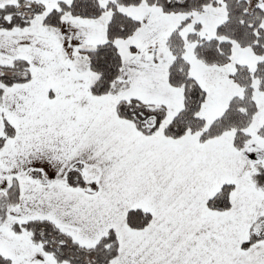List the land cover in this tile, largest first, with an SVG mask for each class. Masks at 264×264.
Segmentation results:
<instances>
[{"label": "snow or ice", "instance_id": "6c2138e0", "mask_svg": "<svg viewBox=\"0 0 264 264\" xmlns=\"http://www.w3.org/2000/svg\"><path fill=\"white\" fill-rule=\"evenodd\" d=\"M0 264H264V0H0Z\"/></svg>", "mask_w": 264, "mask_h": 264}]
</instances>
